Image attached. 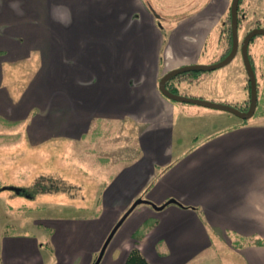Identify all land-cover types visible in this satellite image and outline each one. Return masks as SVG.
<instances>
[{
    "label": "crops",
    "instance_id": "obj_1",
    "mask_svg": "<svg viewBox=\"0 0 264 264\" xmlns=\"http://www.w3.org/2000/svg\"><path fill=\"white\" fill-rule=\"evenodd\" d=\"M230 3L210 0L165 27L145 0H0V127L19 129L4 160L47 162L34 198L7 202L41 211L35 231H8L16 223L0 209V264H94L140 198L99 264H125L133 248L153 264H264V124L173 145L176 106L159 88L175 68L224 56L219 34L207 51ZM182 75L176 92L224 101L182 92L197 79ZM47 206L69 214L46 216Z\"/></svg>",
    "mask_w": 264,
    "mask_h": 264
},
{
    "label": "rangeland",
    "instance_id": "obj_2",
    "mask_svg": "<svg viewBox=\"0 0 264 264\" xmlns=\"http://www.w3.org/2000/svg\"><path fill=\"white\" fill-rule=\"evenodd\" d=\"M145 1L147 6L157 13L160 24L167 27L169 23H174V21L179 19L181 14L191 11L195 8H199L204 4H207L210 0ZM230 1L232 3V0ZM231 3L223 20L217 22L214 25L213 34L209 40L207 54H213L214 50L217 48V41H219L218 43L220 45L226 46L227 49L225 54H227L230 48V33L232 32H230L231 22L229 15L231 12ZM239 8L240 14L242 16L238 27L239 49L234 59L227 65L212 71L186 72L185 74L187 75H197V79L193 84H184V86L180 87V90L182 92L187 91L191 94L206 93L210 91L213 95L220 93L217 94L220 97L221 94H224V101L227 102L197 96L191 97L202 98L219 103H226L236 106L242 110H247L251 101V88L249 76L243 60L242 43L244 37L250 30L258 25H262V27H264V0H241ZM217 34H219V37L216 41ZM249 53L253 59L258 81V104L254 115L248 119H243L238 115L225 110L208 108L193 103L174 101L176 106L174 112L176 137L173 138V145H176L177 142H180L183 139V145L189 148L193 145L191 137L196 133H202L203 136L207 133H225L229 131L233 125L243 124L244 122H260L264 124V34H257L255 36L254 40L249 45ZM220 57L221 55H218L219 60L224 56H222V58ZM181 76L183 75L181 74ZM169 87L171 86L169 85ZM4 132L6 133V139H8L10 136L12 137L11 139H13V141L10 140L12 142V148L7 147L6 150L5 146H2L3 139L1 138V136H5ZM187 138H189V140L187 144H185V140H187ZM18 140V128L9 130L0 127V192L3 191V193L0 195V209L3 215L8 214L9 219L12 221L14 220L16 223V226H10L8 231H23L25 227L35 231L36 228L33 226L31 220H33L32 217L37 216V214H40L41 211H38V209L35 208H16L13 204L11 205L13 208H11L7 202H10L9 200L12 199L10 197L16 195H22L26 198H34L36 190L38 188H42L39 182L37 186L34 184V182L41 174L40 171L42 167H45L44 165L47 164V162L45 160V162H43L40 157L32 154L27 160L17 156L12 162H8V160L5 161L3 153L5 151L6 153H9L10 150L14 151L15 147H19L17 146L19 142ZM11 157L14 158V156ZM22 189L23 193L21 194L20 192ZM25 190H27V192ZM4 191L5 195L3 196ZM52 209L53 208L50 206H47V208L44 210L46 213H42L46 214V216L52 213L60 215H65L66 213L67 215L69 214L67 208H59L58 211Z\"/></svg>",
    "mask_w": 264,
    "mask_h": 264
},
{
    "label": "water",
    "instance_id": "obj_3",
    "mask_svg": "<svg viewBox=\"0 0 264 264\" xmlns=\"http://www.w3.org/2000/svg\"><path fill=\"white\" fill-rule=\"evenodd\" d=\"M239 5L240 0H232L231 3V26H232V48L230 52L222 59L211 63V64H202V63H196V64H190L181 66L178 68H175L166 74H164L159 82V88L161 92L168 97L171 100L178 101V102H186V103H193L213 109H221L225 110L231 113H234L238 115L239 117L243 119H248L251 116L254 115L257 104H258V81H257V75L255 72V68L253 66V63L250 58L249 53V45L251 40L257 35V34H264V27H256L252 29L245 37L244 42L242 44V55L245 67L247 69V73L249 76L250 81V88H251V101L250 106L247 110H242L236 106H232L226 103H219L215 101H209L202 98L197 97H191L187 95H182L179 92L173 91L171 88H169L168 83L173 80L175 77L184 74L186 72L190 71H212L215 69H218L220 67H223L230 63L234 57L236 56L238 49H239V35H238V27H239ZM146 202L143 199H137L132 206L125 212V214L120 218V220L116 223V225L113 227L112 231L110 232L109 236L107 237L102 249L99 252L98 257L96 258V261L94 264H99L103 258V255L105 253V250L115 235L118 228L121 226V224L124 222L126 217L131 213V211L140 203ZM149 203V201H147ZM178 201L175 199H170L166 203L162 205H157L154 203H151L153 207L156 209H162L164 206H166L169 203H177Z\"/></svg>",
    "mask_w": 264,
    "mask_h": 264
},
{
    "label": "trees",
    "instance_id": "obj_4",
    "mask_svg": "<svg viewBox=\"0 0 264 264\" xmlns=\"http://www.w3.org/2000/svg\"><path fill=\"white\" fill-rule=\"evenodd\" d=\"M240 3H241V1H240ZM239 13H240V12H239ZM229 18H230V22H231V12H230ZM241 18H242V16H241V14H239V20H240ZM230 29H231V26H230ZM230 32H232V31H230ZM231 48H232V33H230V48H229L227 54L230 52ZM227 54H225L224 57H225ZM224 57H223V58H224ZM250 58H251V61H252V63H253V59H252V56H251V55H250ZM253 66H254V63H253ZM168 86H169V83H168ZM169 88H171L173 91H176V90L173 89L172 87H169ZM97 256H98V255H97ZM97 256H96V258H97ZM96 258H95L94 262L96 261ZM94 262H93V263H94ZM125 264H153V263H151V262H150V261L144 256V254L140 251V249H138V248H133V249L130 251L128 257H127V260H126Z\"/></svg>",
    "mask_w": 264,
    "mask_h": 264
},
{
    "label": "flooded vegetation",
    "instance_id": "obj_5",
    "mask_svg": "<svg viewBox=\"0 0 264 264\" xmlns=\"http://www.w3.org/2000/svg\"><path fill=\"white\" fill-rule=\"evenodd\" d=\"M240 1H241V0H240ZM239 7H240V5H239ZM239 12H240V8H239ZM239 14H240V13H239ZM239 21H240V20H239ZM231 23H232V22H231ZM256 27H262V25H258V26H256ZM256 27H255V28H256ZM231 28H232V26H231ZM253 29H254V28H253ZM231 31H232V29H231ZM250 31H251V30H250ZM250 31H249V32H250ZM249 32H248V33H249ZM248 33H247V34H248ZM245 37H246V36H245ZM245 37H244V39H245ZM254 38H255V37H254ZM254 38L251 40V42L254 40ZM243 42H244V40H243ZM251 42H250V43H251ZM232 43H233V38H232ZM242 44H243V43H242ZM111 240H112V239H111ZM110 242H111V241H110ZM110 242H109V244H110ZM109 244H108V245H109ZM107 247H108V246H107ZM106 249H107V248H106ZM105 251H106V250H105Z\"/></svg>",
    "mask_w": 264,
    "mask_h": 264
}]
</instances>
